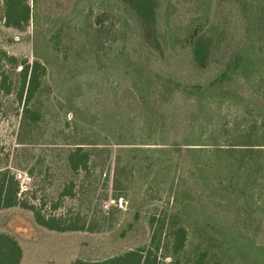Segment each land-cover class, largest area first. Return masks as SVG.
<instances>
[{"label": "rangeland", "instance_id": "rangeland-1", "mask_svg": "<svg viewBox=\"0 0 264 264\" xmlns=\"http://www.w3.org/2000/svg\"><path fill=\"white\" fill-rule=\"evenodd\" d=\"M242 51L248 69L223 78ZM263 121L264 0H0V168L30 177L21 201L85 227L2 210L21 264L102 261L154 234L164 264H264V140L238 137Z\"/></svg>", "mask_w": 264, "mask_h": 264}, {"label": "trees", "instance_id": "trees-1", "mask_svg": "<svg viewBox=\"0 0 264 264\" xmlns=\"http://www.w3.org/2000/svg\"><path fill=\"white\" fill-rule=\"evenodd\" d=\"M250 5L244 7V10L249 11ZM24 19L27 21L29 18V8L22 11ZM19 27V26H16ZM201 47V46H200ZM245 51L238 52L231 58L228 65L225 68L223 78L228 75L236 74L240 75L241 72L246 71L249 63L246 62ZM4 58H8L7 55ZM11 63H16V58H8ZM251 65V64H250ZM22 89L20 98L23 99L25 92L27 91L28 99L30 100L39 88L41 77L45 73V68L39 61H36L33 67H25L22 70ZM225 80V79H223ZM261 126L264 130V121L261 122ZM251 130L248 132L243 131L242 136H238L245 143H251V139L264 140V132L260 133L258 130ZM241 147H259L254 145H239ZM89 155L83 148H78L76 152H72L69 157V161L74 170H79L82 167H86L88 164ZM21 192L20 182L15 179V175L12 174L8 167L0 168V212L5 209L13 207H21L31 210L35 214L36 222L39 226L46 229L64 233L68 231H81L85 227L78 228L72 224L62 223L57 218L45 217L36 210L35 207L29 206L25 202L21 201L19 194ZM71 225V226H70ZM168 237H173L172 250L175 256H180L185 250L188 240V231L185 227H175L170 232ZM161 242L157 241V235L154 234L151 245L147 248H138L135 250L127 251L123 254L102 260V261H85L76 260L73 264H164L159 256L161 249ZM205 253H202L199 257L198 263L201 264L205 260ZM23 259V249L18 239L7 233H0V264H21Z\"/></svg>", "mask_w": 264, "mask_h": 264}, {"label": "built area", "instance_id": "built-area-1", "mask_svg": "<svg viewBox=\"0 0 264 264\" xmlns=\"http://www.w3.org/2000/svg\"><path fill=\"white\" fill-rule=\"evenodd\" d=\"M16 178L17 180L20 182V186H21V192H20V196L22 195V193L27 190V183L30 180V177L23 173V172H18L16 174ZM120 207L123 208L124 207V202L121 200L120 202Z\"/></svg>", "mask_w": 264, "mask_h": 264}]
</instances>
